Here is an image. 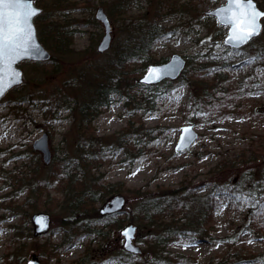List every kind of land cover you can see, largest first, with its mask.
Segmentation results:
<instances>
[{"label":"rangeland","instance_id":"374dc122","mask_svg":"<svg viewBox=\"0 0 264 264\" xmlns=\"http://www.w3.org/2000/svg\"><path fill=\"white\" fill-rule=\"evenodd\" d=\"M51 1L35 0L42 13L44 8L48 11L49 20L64 21L74 31L70 50L58 52L50 39L42 42L51 56L56 55L54 64L23 61L24 81L0 98V264H25L32 253L39 255L41 264H140L146 254L123 256L128 252L121 230L136 224L129 212L138 204L127 188H177L184 180L204 186L199 193L216 191L218 203L208 222L214 239L183 233L167 245L170 259L157 264H253L243 258L264 252V200L250 192L247 182L240 184L236 198L224 197L214 188L230 176L220 169L224 161L240 159L242 152L249 155L253 149L264 154V58L258 52L264 45V27L250 44L234 48L223 42L228 26L206 14L224 0H130L122 14L113 0H69L60 10L50 6ZM256 1L264 9V0ZM99 6L112 27L111 45L103 52L97 49L104 34L95 17ZM141 17L155 21L161 31L151 49V63L179 53L187 65L179 78L153 88L138 85L147 67L139 59L125 65L122 90L92 121L90 133L104 143L98 145L103 150L86 179L97 187L121 186L106 201L118 193L125 195L124 211L104 222H98L95 211L85 212L79 226H67L74 235L64 248L61 243L69 230L65 232L63 222L69 212L63 205L67 177L60 173L62 159L71 155L79 140L88 149L84 145L88 137L75 129V111L61 96L66 93L82 101L92 74L98 69L105 72L124 19ZM53 65L59 66L58 71L49 72ZM186 124H193L199 136L177 152L175 145ZM133 127H138L134 133ZM149 128L152 132L147 135ZM44 132L51 150L47 164L33 148ZM117 136L118 147L112 143ZM106 201L96 203L98 212ZM41 211L51 215V226L35 235L31 217ZM117 217L126 220L118 226ZM139 231L137 227L134 242L144 252L150 231Z\"/></svg>","mask_w":264,"mask_h":264},{"label":"trees","instance_id":"16d2710c","mask_svg":"<svg viewBox=\"0 0 264 264\" xmlns=\"http://www.w3.org/2000/svg\"><path fill=\"white\" fill-rule=\"evenodd\" d=\"M113 2L122 14V12H125L124 10L129 8V4H131L132 0L131 2L130 0H113ZM68 3L69 0H52L50 6L60 10L63 7L65 8ZM47 15L48 11L44 8V12L36 17L38 35L41 41L45 44L49 43L50 39L51 47L55 51L64 53L69 51L72 44L70 34L74 31L67 29L68 25L64 21L49 20ZM124 21L125 22L121 25V32L123 33L111 49L112 53L106 63V69L104 68L105 72L98 69L99 72L96 71L92 74L83 100L76 101V97L72 98L66 93L63 94V97L61 96V99L64 101L63 103L68 108L75 111V129L80 135L86 134L88 137V140L85 141L86 144H84L88 145V149L81 147L83 143H79L82 142L79 140L78 143L74 145L71 155L62 159L63 162L60 173L67 177L64 186V192L67 197H65L63 205L66 206L69 212L67 219H70V221L66 222V219L63 222L65 232H67V229L69 230L61 243L64 248L70 245L74 235H70L71 230L67 228V226H79L77 223L83 220V218L81 219V215H87L85 212L95 211L98 222H104L106 221L104 220L105 218L109 216L110 218H114L118 214H101L100 211L98 212L95 205L97 202L103 203L108 196L119 191L122 187L118 186V184H108L107 186L97 187L94 186L95 182L91 184L89 180L86 181V179L91 178H88L89 174H87L90 171V165L93 164L92 162L98 158L99 153L103 150L98 149V145L104 143L103 139L97 138L92 132L90 133L92 130V121L103 106L110 104L111 96L122 90V72L128 61L139 59L144 67L151 63V49L161 32L155 21L144 17H141L140 20L124 19ZM258 52L260 56L264 58V45L258 47ZM55 57L56 55H52L47 61L31 62L36 66L45 63H53ZM58 69L59 66L53 65L49 72H56ZM98 76H100L101 79H98ZM138 85L145 88L152 87V85H146L140 82ZM137 128L138 127H133L132 132L134 133V130H137ZM151 132L152 129L149 128L147 130V135H150ZM88 133L90 136H88ZM119 138L120 137L117 136L112 141L113 144H117V147L120 144ZM109 144L110 142H105V145ZM262 148L264 149V146H262ZM220 169L222 171L228 170V173H230V176L224 183L215 185L216 187L214 190H221L220 194L222 196L236 198L240 191V184H245L247 182L251 184L250 187L252 191L250 189V192H254L258 199L264 200L263 152L258 154V151H255V149H253L249 155L242 152L240 154V159L231 162L224 161ZM60 173L58 174L60 175ZM240 175H242L241 181ZM78 185L81 186L79 187ZM36 188L38 189V187ZM202 188H204V186L199 187L191 185L188 180L181 181L177 188L158 187L155 191L148 189L143 190L142 188H127V190L136 195L138 200L136 211L133 212L130 210L129 212L131 214L130 220H133L134 223L137 224L140 231L142 228L149 229L150 231L149 234H146L147 237L144 239L146 243L145 250L139 254L147 255L150 253V255L148 257L143 255L140 264H157L158 262L169 260L170 257H168V252L166 251L167 245L183 233L190 232L194 235L208 236L214 239V235L209 233L208 222H210L211 216L214 214L218 203L215 199V194H213V192L216 191H208L207 193L197 192ZM124 220H126L125 217L121 219L118 218V226H120ZM85 224V226H87V221H85ZM96 231L100 233V230ZM61 245L59 244L56 246L59 247ZM130 254L129 252L124 253L123 256L130 258L132 256ZM248 260L253 262V264H264V252H259L253 255V257L243 258L244 262Z\"/></svg>","mask_w":264,"mask_h":264},{"label":"water","instance_id":"95a60500","mask_svg":"<svg viewBox=\"0 0 264 264\" xmlns=\"http://www.w3.org/2000/svg\"><path fill=\"white\" fill-rule=\"evenodd\" d=\"M228 0H224L223 3L219 4L215 8H212L208 11H206V14L213 15L212 13H215L218 9L226 6ZM252 3L257 11L260 13H264V9H262L256 0H252ZM32 7L36 10V14L31 18V25L33 28V40L32 45L33 48L31 50L30 55H26L21 59H18L14 64L13 68L18 73L16 77V82L9 83L7 76H5V83H4V91L2 94H0V98L6 94L7 91L12 89L13 87L21 84L24 81V72L20 64L25 60H31V61H43L48 60L51 57V52L45 47V45L42 43L41 39L38 36L37 27L35 24V18L37 15H39L43 8L36 4L35 0H32ZM216 20L221 24L226 26L225 24L221 23V17H218L216 15H213ZM95 17L100 20L104 26V34L101 37L97 49L100 52L105 51L108 49L111 45L112 40V34H111V22L110 19L105 12L104 8L102 6H99L96 10ZM263 17L261 16L258 19L259 23V34L253 36L251 39H249L247 42L244 43H229V37L231 34V28L228 26L227 33L225 34L223 38V42L228 45L235 48L242 47L246 44H248L252 39L258 37L263 30L264 24H263ZM187 65V59L183 55L179 53H172L167 60L162 62H154L150 63L144 73L138 78V81L144 84H157L165 79H176L178 78L183 70L185 69ZM149 69H161L163 70L162 74H160L159 79L151 78L146 80V77H148V70ZM183 129H190V140H186L184 143L181 142V137L185 135V133L182 132ZM181 133L179 134L178 141L175 145V151L181 152L189 148L198 138L199 133L195 129L193 124H186L182 127ZM33 148L40 151L43 154V161L44 163H49L51 161V150L49 147V136L47 132H44L40 137H38L34 143ZM126 203V197L123 194H115L113 195L108 201L105 202V204L100 208V212L102 214L105 213H114L119 212L123 209ZM32 222L34 224V234L38 235L44 232H47L51 226V215L48 212H35L32 214ZM137 231V225L136 224H128L121 230V233L123 235L124 241H123V248L131 253H140L141 248L138 244L134 242L135 236ZM125 233H128L125 235ZM25 264H41V260L38 254L32 253L26 260Z\"/></svg>","mask_w":264,"mask_h":264},{"label":"snow or ice","instance_id":"6c2138e0","mask_svg":"<svg viewBox=\"0 0 264 264\" xmlns=\"http://www.w3.org/2000/svg\"><path fill=\"white\" fill-rule=\"evenodd\" d=\"M36 14L32 0H0V94L4 91L5 76L16 82L18 73L13 64L33 48L31 18ZM221 17V23L230 26L229 43H244L259 34L258 19L264 13L257 11L252 0H228L226 6L212 13ZM161 69H149L146 80L159 79ZM181 142L190 140V129H183ZM128 233H125L127 235Z\"/></svg>","mask_w":264,"mask_h":264}]
</instances>
